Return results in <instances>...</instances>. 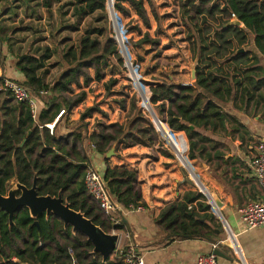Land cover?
<instances>
[{
  "label": "trees",
  "instance_id": "16d2710c",
  "mask_svg": "<svg viewBox=\"0 0 264 264\" xmlns=\"http://www.w3.org/2000/svg\"><path fill=\"white\" fill-rule=\"evenodd\" d=\"M114 2L120 13L130 16L133 9L144 25L150 27L144 0ZM46 4L51 13L50 0H47ZM107 4L108 0H75L73 14L76 21L72 27L77 28L85 16L97 12L99 18L108 20ZM150 4L153 5L151 0ZM232 13L242 22L241 26L229 24ZM181 14L187 21L188 40L193 58L198 63L196 78L192 85L183 87L166 81L155 84L151 87L152 103L157 104L161 113H167V122L173 130L186 132L190 144L189 155L194 159L196 147L202 141L200 138L196 139L197 129L226 117L218 102L224 100L226 95L230 96L233 91L232 83L228 85L224 75L207 74L204 72L205 68L216 66L223 60L230 61L228 76L232 77L234 84L241 86L238 89L239 91L241 88L242 92L240 99L251 100L252 95L248 94L250 89L247 86L249 81H254L251 79L253 70L248 67L243 72L241 68L250 62L251 54L256 61L258 56L253 51H245L243 46L251 41L264 55V0H187L181 5ZM211 20L215 29H212ZM89 28L88 33L81 37L79 47L72 45L64 54V57L71 58L75 65L65 71L53 86H49L45 81V61L51 57L49 48L40 57L29 55L23 59L19 58L17 66L24 79H11L28 87L38 99L39 113L36 120L25 103L16 100L10 92L0 91V193L7 195L12 181L31 188L36 180L39 195H61L72 209L80 211L105 232L111 233L114 229H126L121 210L114 216L122 220L115 224L85 184V173L90 158L85 152L83 130L87 126L85 119L98 110V107L87 108L81 114V124L68 134H56L62 118L57 122L53 134L46 126L55 121L62 109L71 112L85 100L87 94L84 91L74 98L67 97L68 93L73 92V85L80 84L82 75L86 82L90 80L85 67H94L96 80H101V63L106 64L111 56L120 58L106 26ZM136 28L141 30L139 26ZM249 34L253 38L250 39ZM147 41L159 44L148 32L138 44ZM39 71H43L42 74ZM115 81L110 80L108 89ZM260 83H264V80ZM42 91L47 93L43 94ZM48 91L52 93L46 96ZM118 102L122 107H126L124 98ZM161 130L167 143L176 152L184 154L187 149L186 142L168 132V126L165 124ZM90 139L96 152L104 156V180L119 207L122 210H132L147 206L142 197L137 171L126 166L113 168L106 157L113 146L118 155L121 150L129 147H154L160 143L155 127L142 114L135 100L130 106L127 121L103 124ZM199 149L203 151L204 148L200 146ZM16 194L20 196L21 190L18 189ZM193 195L194 192H187L183 200L172 203L161 211L155 220L160 230L168 235L180 237L205 236L200 220L194 211L189 209V204L194 201ZM69 248L74 250L73 256L69 254ZM0 264L124 263L111 257L103 261L101 253H94V244L86 235L78 230L74 231L72 225H65L64 221L53 213L32 217L29 208L22 206L15 211L11 219L10 214L0 206Z\"/></svg>",
  "mask_w": 264,
  "mask_h": 264
},
{
  "label": "crops",
  "instance_id": "0c3cea01",
  "mask_svg": "<svg viewBox=\"0 0 264 264\" xmlns=\"http://www.w3.org/2000/svg\"><path fill=\"white\" fill-rule=\"evenodd\" d=\"M145 7L151 18L147 1H145ZM23 9L24 6L20 8L21 14L18 20L24 16ZM132 13L135 22L140 23L142 19L135 11ZM16 24H19L18 21ZM23 33L25 35L26 31ZM247 44L248 47H243L245 51H253L258 56L256 61L251 54L250 62L242 65L241 68L243 72L248 67L253 70L251 79L254 81H249L250 84L247 86L250 89L248 94L252 95L251 100L240 99L242 92L241 88L239 91L238 89L241 86L234 84L232 77L228 76L230 61L223 60L216 66L206 67L204 72L207 74L224 75L227 84L232 83L233 91L230 96L226 95L224 100L218 102L226 117L223 120H216L214 124L197 129L196 139L200 138L202 141L196 147L195 158L192 159L201 170L205 187L217 194L222 201L221 212L226 223L214 213L205 195L189 179H186L180 163L175 160L166 156V165H164L163 156L153 158L150 147L136 145L123 149L119 156L116 155L108 161L113 168L126 166L138 173L142 197L147 206H141L142 209L134 211L120 208L122 219L126 222V229L116 231L120 234L119 244L135 246L136 250L144 256L145 264H196L197 257L201 253L215 250L216 245L207 238L216 239L225 245L220 250L228 258L218 256V264H239L233 256L231 247L233 243L228 240L226 226L237 234L238 243L249 264H264V227L244 230L240 213V209L250 202L264 200V189L250 166L259 141L264 140V83H260L264 80V55L256 49L253 42L248 41ZM177 45L181 47V52L180 50L176 52ZM166 51L169 52V58L172 60L169 61L170 66H166V70L170 71L166 73V82L182 87L192 85L194 81L192 73L185 68L186 60L190 56L193 58L190 45L187 46L185 41L183 44L174 41L169 46L166 45ZM13 55L14 53L0 63V70L6 76L22 81L24 75L17 64L18 59L23 55L18 56L17 59ZM178 63L181 64L180 67ZM166 105L168 106V103ZM77 115V111L76 114H72L69 124L61 120L56 134L62 136L73 131L78 124ZM120 120L124 122L123 119ZM174 131L178 138L181 137L186 142V151L189 150L190 153L186 132ZM200 146L204 148L203 151H200ZM85 152L90 160L93 159V164L96 162L103 171L106 164L104 157L95 149L86 148V146ZM14 182L16 183L12 181ZM187 192L195 193L192 196L194 201L189 204V209L193 210L200 220L205 236L168 235L160 230L155 222L166 206L180 202Z\"/></svg>",
  "mask_w": 264,
  "mask_h": 264
},
{
  "label": "rangeland",
  "instance_id": "374dc122",
  "mask_svg": "<svg viewBox=\"0 0 264 264\" xmlns=\"http://www.w3.org/2000/svg\"><path fill=\"white\" fill-rule=\"evenodd\" d=\"M74 1L75 0H50L52 5L50 13L49 8L46 6L47 0H2V3H0V63L13 53L15 59L20 55L40 57L46 52L47 48H49L51 57L45 61V69L47 71L45 81L49 86H53L65 71L75 65V63L71 62V58H65L64 54L72 45L77 48L79 47V41L83 35L88 33L90 30L89 27L106 26L108 28L109 37L113 39V29L111 28L109 19L99 18L98 12L85 16L78 24L77 28L72 27L76 21V17L73 14ZM145 1L148 2L151 10V18L149 16L150 27L145 26L141 20L140 23L135 22V17L132 13V11H134L133 9H131L130 16L124 13H121V15L132 45L131 51L133 53L134 62L139 69V75L143 83L151 89L155 84L162 81L165 82L166 73L170 72L166 70V66H170L169 61L172 60L169 58V52L166 51V45L169 46L171 43H174V41L175 43L178 42V44H183L185 41L187 42V46H189L190 41L188 40V24L186 19L182 18L181 14V5L187 0H151L153 5L150 4V0ZM196 1L199 2V0ZM22 6H24L22 12L24 16L18 20L19 14H21L20 8ZM153 11H155V16ZM156 14L158 18H156ZM5 16H7V18ZM16 21H18V25ZM211 23L212 29H215L213 20H211ZM201 25H203V23ZM136 26H139L141 30L136 28ZM23 31H26V37L23 35ZM146 32H148L153 39L159 41V44L155 45L150 41L138 44V41L142 39ZM94 37L96 36L94 35ZM248 37L250 39L253 38L251 34H249ZM99 38L104 39V37ZM177 46L178 50L176 52L179 50L181 52V47H179V45ZM243 47H248V44H245ZM119 55L121 58L120 53ZM120 58L111 56L107 59L106 64H104L105 62L101 63V71L103 73V78L101 80H96L94 67H85V72L91 77L90 80L86 82L82 75L80 77V84H74L73 92L67 94V97L72 98L83 91L87 94L82 103L76 106L71 112L66 111L61 116L62 120H65V122L69 124L72 114H76L77 111L78 124L75 128L81 124V114L87 108L97 106L98 110L104 111L103 113L95 110L91 116L85 119L87 126L84 128L83 134L85 135L84 143L86 148L95 149L90 137L93 133L98 132L103 124L116 122L124 123L127 121L129 109L133 100H135L142 114L149 119L150 123L154 126L150 114L144 111L138 102L136 89L129 79L123 59L120 60ZM195 62L192 56H190L186 60L185 68L191 72L192 65ZM180 66L181 64L178 63V67ZM42 72L43 71H39L40 74H42ZM111 79L116 81L110 84V89H108L107 85L110 83ZM51 93L50 91L46 96L51 95ZM123 98L126 100L125 108L118 102ZM153 106L158 116L166 122L167 113H161L157 104H153ZM120 119H123L122 121L124 122H121ZM158 137L160 143L154 147H150V151L154 155L152 157L159 158L160 155L163 156L164 165H166V156L180 163L186 179H189L190 182L201 191L188 168L179 160L175 150L167 143L160 133H158ZM112 148H115V146ZM164 152L166 154H163ZM184 154L190 161L194 171L202 180L203 175L201 170L197 168L195 162L190 158L189 150ZM115 156L116 152L114 149V154L110 158H107L108 161ZM117 156H119V154ZM92 160H89L88 163H93ZM94 164L98 167L96 162H94ZM16 187V183L11 182L10 190H15ZM203 195L206 194L203 193Z\"/></svg>",
  "mask_w": 264,
  "mask_h": 264
},
{
  "label": "built area",
  "instance_id": "2783aa9c",
  "mask_svg": "<svg viewBox=\"0 0 264 264\" xmlns=\"http://www.w3.org/2000/svg\"><path fill=\"white\" fill-rule=\"evenodd\" d=\"M107 13L109 17L108 19L111 23V28L113 29L112 38L117 46V51L121 54V58L124 61V67L128 72L129 79L132 81L134 88L136 89L138 102L140 103L144 111H147L150 114L154 127L158 133L163 136L161 128H163V124H165L168 126V132H170L175 137L176 133L170 127L169 123L167 121H163L161 117L156 113V110L152 103V90L143 83L141 76L139 75V69L134 62L133 53L131 51L132 45L130 43V39L125 29L122 15L115 8L114 0H108ZM236 18V14L232 13L231 20H234ZM0 91L12 93L16 100H18L19 102H23L28 106L31 111L32 117L35 120L38 118L39 101L33 95L32 91L22 83L17 82L3 74L1 70ZM42 93L46 94L47 91H42ZM64 112L65 110L62 109L57 115L54 122L46 124V126L50 129L51 134L54 133L57 122L60 120ZM163 138L167 141L164 136ZM175 153L186 168H192L190 161L187 159L185 154L180 151H175ZM250 166L254 174L256 175L260 186L264 189V140L259 141L257 145V152L253 156L250 162ZM85 184L93 198L99 202L101 208L110 216V219L113 220L115 224L120 223V220H118L114 216V213L119 211L120 207L107 188L106 182L104 180V172L96 167L93 163L87 164ZM201 192L206 194L205 196L208 200L209 205L212 207L214 213L218 215L217 211L214 208V202L212 201L211 196H209V194L203 189H201ZM112 201H114L115 204H113ZM140 209H142L141 206L133 208L132 210L134 211ZM240 213L241 223L244 230L264 227V200L250 202L240 209ZM226 231L228 240L232 241L233 243L231 247L238 259L237 261L239 262V264H249L240 244L238 243L237 234L228 226H226ZM68 251L71 256L74 255V250L72 248H69ZM111 257L114 260L119 259L124 264H145L144 256L140 254L133 245H120L118 243ZM196 264H218V255L214 251L209 253H201L197 257Z\"/></svg>",
  "mask_w": 264,
  "mask_h": 264
},
{
  "label": "water",
  "instance_id": "95a60500",
  "mask_svg": "<svg viewBox=\"0 0 264 264\" xmlns=\"http://www.w3.org/2000/svg\"><path fill=\"white\" fill-rule=\"evenodd\" d=\"M111 1V0H110ZM230 25H238L241 26L242 22L237 18L234 20H230ZM244 50V49H241ZM26 55L22 56V59L25 58ZM197 62L192 65L191 73L192 79L196 78V67ZM8 93V92H7ZM114 149L112 148L107 154L106 157L110 158L114 154ZM193 178L195 179L197 185L203 189L205 192L211 196L212 201L214 202V208L217 211L218 215L225 223V219L222 215L221 209L223 207V203L212 191H208L205 187L201 179L194 172L192 168H188ZM16 189L9 190L7 195H2L0 193V206L4 208L12 219L13 214L16 210H18L22 206H27L30 210L32 217H38L39 215L46 213L49 215L50 213L55 214L59 218H61L65 225H72L74 231H80L84 235L87 236L88 240H90L94 244V253L99 252L103 256V261H106L111 255L114 253L119 240L120 234L114 229L113 232L107 233L100 226L96 225L91 219L85 217L83 213L80 211H76L70 207V205L64 201L61 195L58 197L52 196H41L38 194L36 189V180L34 185L31 188H28L22 184L16 182ZM21 190V195L17 196V190ZM113 204L114 201H112ZM126 223V222H125ZM36 224L39 225L38 221ZM212 244L216 245L214 252L221 257L228 258L220 249L225 245L222 242H219L213 238H207ZM233 251V250H232ZM233 256L236 260L237 257L233 252Z\"/></svg>",
  "mask_w": 264,
  "mask_h": 264
}]
</instances>
